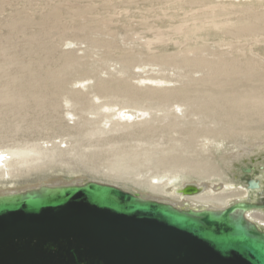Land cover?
<instances>
[{"label": "rangeland", "instance_id": "obj_1", "mask_svg": "<svg viewBox=\"0 0 264 264\" xmlns=\"http://www.w3.org/2000/svg\"><path fill=\"white\" fill-rule=\"evenodd\" d=\"M217 3L0 0V149L14 164L0 194L98 180L165 197L147 181L237 183L220 189L225 205L264 177V0L207 26L194 10Z\"/></svg>", "mask_w": 264, "mask_h": 264}, {"label": "water", "instance_id": "obj_2", "mask_svg": "<svg viewBox=\"0 0 264 264\" xmlns=\"http://www.w3.org/2000/svg\"><path fill=\"white\" fill-rule=\"evenodd\" d=\"M261 207L184 209L98 180L42 184L0 194V264H264V230L245 215Z\"/></svg>", "mask_w": 264, "mask_h": 264}, {"label": "bare ground", "instance_id": "obj_3", "mask_svg": "<svg viewBox=\"0 0 264 264\" xmlns=\"http://www.w3.org/2000/svg\"><path fill=\"white\" fill-rule=\"evenodd\" d=\"M218 3L217 4H213V5H207L205 7H201L198 8L196 10H194L195 14H203L204 12V17L201 18L200 20L207 26H223L225 24H234V21L232 19V17L234 16L235 13L237 12H242V11H250L252 9V7L250 6V4L255 3L256 1H260V0H230V1H226L223 2V0L219 1L217 0ZM222 2V3H221ZM155 2H151L150 6L148 8H146V12H151L154 8ZM164 6L168 5L167 3H162ZM175 14H171V12L165 10V14L163 17H174ZM184 23H179L176 26H174L173 28H171V30H174L176 32V34L179 33L180 29L184 26ZM249 31L251 32L252 36H256V30L254 27H250L248 28ZM165 30H167L165 28ZM164 29L159 30L158 31V36H162L164 35L163 33H166ZM170 37V36H169ZM168 39V38H167ZM163 41V39H161ZM153 40L151 39V42ZM158 41V40H157ZM164 42V41H163ZM153 46V45H152ZM264 107V105H261ZM120 115L122 116V118H126V119H133L134 118V114L131 113L129 110L126 109H120ZM261 148V146H259ZM252 153V150L250 152V154ZM9 151L0 149V183L4 180H6V177L10 176L12 174V171L9 169L10 166H13V163H10L12 161H7L9 158ZM238 158H242L241 155L238 156ZM22 158H20L19 160H22ZM16 164V162H15ZM19 166V165H18ZM253 169L255 170V167H253ZM264 170V167L262 168ZM257 181H259L260 187L257 189H250L248 187V183H247V179H246V183L245 185H242V191L241 193H239L238 195H233L231 197H229L228 201L226 202L225 205H220L219 203L214 202L215 200H225V198L223 197L224 193L222 194V191H226L227 189L230 190H234L236 189L235 185L237 183L234 182H230L229 184L225 183V184H219V183H197V182H192L193 184L199 185L200 188V192L193 194V195H184L179 191V188L183 187L186 184H190L188 183V181H183L181 183H179V181H162V182H151V181H147V186L151 189L154 190V192H158L160 194H164L165 197H153V196H149L148 198H152L161 202H171L173 203L175 206L180 207V208H184V209H188V208H193V209H202V208H212V209H222L225 207H228L229 205H232L233 203H236L238 201L241 200H246L249 199L248 197H250V194L254 195L257 199H259V191H261L263 189L264 186V177L262 176H257V175H253ZM248 178V177H247ZM173 179V178H172ZM100 182H104V181H100ZM77 183H81V182H77ZM105 183H109V182H105ZM55 183H48L45 185H53ZM57 184H61V183H57ZM65 184H69V183H65ZM115 186H118L116 184L113 183H109ZM231 184V185H230ZM42 185V184H41ZM219 185H222V187H220ZM38 187V186H35ZM120 187V186H118ZM224 187L223 190H220ZM241 188V186H238ZM28 188H34V187H28ZM26 188V189H28ZM123 189V187H120ZM240 188L236 189L239 190ZM260 189V190H259ZM25 189L19 190V191H23ZM125 190V189H124ZM19 191H11V192H19ZM128 191V190H126ZM240 191V190H239ZM8 192V193H11ZM132 192V191H129ZM206 192H210L211 194L209 195H205ZM134 193V192H132ZM3 194H7V193H3ZM140 194V193H139ZM142 197H146L142 194H140ZM176 197L177 201H171L168 199V197ZM147 198V197H146ZM162 198V199H161ZM166 199V200H164ZM169 200V201H167ZM264 208H251V209H247L245 211V215L253 220L258 226L259 228H261L262 226L264 227V212H258L256 210H261ZM262 225V226H261ZM264 230V228H261ZM72 236V234H70V237Z\"/></svg>", "mask_w": 264, "mask_h": 264}]
</instances>
